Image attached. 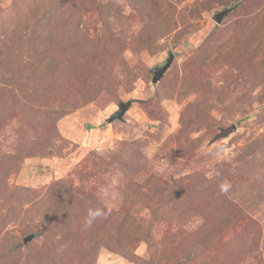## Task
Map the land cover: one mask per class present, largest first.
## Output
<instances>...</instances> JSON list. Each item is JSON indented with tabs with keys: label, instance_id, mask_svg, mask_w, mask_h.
Here are the masks:
<instances>
[{
	"label": "rangeland",
	"instance_id": "1",
	"mask_svg": "<svg viewBox=\"0 0 264 264\" xmlns=\"http://www.w3.org/2000/svg\"><path fill=\"white\" fill-rule=\"evenodd\" d=\"M261 37L264 0H0V264H264Z\"/></svg>",
	"mask_w": 264,
	"mask_h": 264
},
{
	"label": "water",
	"instance_id": "2",
	"mask_svg": "<svg viewBox=\"0 0 264 264\" xmlns=\"http://www.w3.org/2000/svg\"><path fill=\"white\" fill-rule=\"evenodd\" d=\"M237 6V3L230 6V7H224L222 10L218 11L214 15V19L216 22L220 23L225 15H227L230 11H232ZM173 59V54L170 52L168 58L165 60V62L161 66H156L150 69V72L152 73V83H156L161 79L163 74L166 72V70L169 68L171 62ZM135 99H129L125 102H120L118 105V108L111 113V115L106 119V122L110 123L114 120H120L123 118L124 113L130 106V104ZM32 235H29L24 238V243H26L28 240H30Z\"/></svg>",
	"mask_w": 264,
	"mask_h": 264
},
{
	"label": "trees",
	"instance_id": "3",
	"mask_svg": "<svg viewBox=\"0 0 264 264\" xmlns=\"http://www.w3.org/2000/svg\"><path fill=\"white\" fill-rule=\"evenodd\" d=\"M152 5H153L152 3H149L144 8H142V9L139 8V11H141L142 13H144V12H147L148 13L149 12V9H150V7ZM143 16H147V14L144 13ZM106 20H107V22H110L109 19H106ZM261 40H264V38L261 37ZM260 47H261V45H257L256 46L257 52H260ZM188 184H190L191 186L189 185V186L185 187V193L182 192V194L180 195V197H178L176 200H180L183 196L186 199V197H188L194 190H196V188L198 186V184H196L195 182H194V184H192V183H188Z\"/></svg>",
	"mask_w": 264,
	"mask_h": 264
},
{
	"label": "clouds",
	"instance_id": "4",
	"mask_svg": "<svg viewBox=\"0 0 264 264\" xmlns=\"http://www.w3.org/2000/svg\"><path fill=\"white\" fill-rule=\"evenodd\" d=\"M221 191L222 192H226L227 191V185H222L221 186ZM88 215H89L90 219H88L86 221V223H88L90 225L92 223V219H94L97 216L102 215V213L99 212V211H89Z\"/></svg>",
	"mask_w": 264,
	"mask_h": 264
}]
</instances>
